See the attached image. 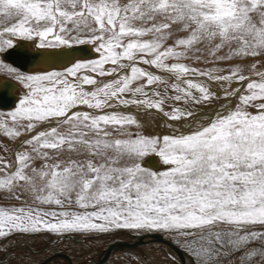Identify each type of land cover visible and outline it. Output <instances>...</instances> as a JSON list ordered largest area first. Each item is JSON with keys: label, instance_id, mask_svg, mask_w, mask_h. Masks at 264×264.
<instances>
[{"label": "snow or ice", "instance_id": "1", "mask_svg": "<svg viewBox=\"0 0 264 264\" xmlns=\"http://www.w3.org/2000/svg\"><path fill=\"white\" fill-rule=\"evenodd\" d=\"M4 22L0 54L18 38L52 59L76 45L99 58L36 74L0 60V91L26 90L0 118L25 137L0 155V193L24 200L0 206V238L162 232L194 264H264V0H0ZM221 100L204 123L178 106ZM152 110L192 122L145 135L137 115ZM150 155L164 170L143 166Z\"/></svg>", "mask_w": 264, "mask_h": 264}, {"label": "bare ground", "instance_id": "2", "mask_svg": "<svg viewBox=\"0 0 264 264\" xmlns=\"http://www.w3.org/2000/svg\"><path fill=\"white\" fill-rule=\"evenodd\" d=\"M18 41H19L18 38L14 39V44L18 43ZM26 44L32 50H40V49H37L35 47L34 42L26 41ZM76 46H81V45H76ZM86 46L93 52L92 55H80L78 57L72 56V58L69 61H67L65 63L57 64V65H52L51 67L45 66L44 64L37 62L35 64L30 65V67L27 70H22V69H20V70L25 71L29 74H36V73H40V72H44V71H52V70H63V68L66 65L70 66V62H75L77 60H87V59L99 58L97 53L94 51L93 45H86ZM0 58H1V60H4L9 64H12L11 62H9L5 58H3L2 54H0ZM141 66L147 67L144 65H141ZM149 70L155 71L154 69H149ZM8 79H10V78L0 75V82L8 80ZM12 83L15 84V88L9 87V88H5L4 90L0 91V93H4L5 96L11 98L10 103L7 106H3V107L0 106V111L6 112V111L14 110L18 106L19 98L22 97L26 91L22 85H19L15 81H12ZM212 90L216 91L218 95H222V93H223L222 89H220L219 86L214 84V83L212 84ZM222 103H224L223 100L214 101L210 105H207V104L206 105H199V107L197 109L194 108V105H191V106L188 105L187 107H191L195 111V113H196L195 120L196 121L204 123V122H206L207 119L212 118L214 113L217 110H219L220 104H222ZM195 107H197V106H195ZM82 110H87V109H82ZM119 110L120 111H130V112H133L134 114H136V110L134 108L127 109V110L121 108ZM137 118L143 124V132L145 135L170 134L172 130L166 127V123H173L174 127L179 128L180 131H187V125L192 122L191 120L183 121V122L166 121L165 117H163L161 114H159L158 112L153 111V110L149 113H146V114H144V113L138 114ZM143 166L146 168H150V166H151V168H153V170H156V171H161L165 168V166L161 162L160 158L157 156L148 157L143 162ZM116 237L118 240L119 237L115 236V235L111 236V237L110 236H105V237L103 236V238L102 237H100V238H98V237L93 238L92 237L91 238V237H87L85 235H79V234L65 235L63 237H54L53 235H49V234H35V235H24V234L19 235V234H16V235L10 236L9 238H7L5 240L0 241V249L2 248V250H3V252L2 251L0 252V264H4L3 261H7V263L11 264L16 259H19L21 262L27 261V262H29V264L34 263V262L36 264H49L50 261L47 258L43 259V257L41 255H43L44 253H47L50 255L53 252L63 253V251H66L69 249L71 250V248H73L76 245H78V246L74 247V248H78V249H80V251L78 252L77 255H73V256L71 255L70 257L68 256L70 258V261H68L67 264H81L78 262L82 261V260H83L82 264H100L102 262L103 263L107 262L109 264H154V263H156V261L154 260V258H156V256H154L153 254H152L153 256L151 254H147V252L141 253L143 251V248L140 249V247H138L140 252L139 251L138 252H134V251L127 252V250L125 252H123L124 248L128 247L130 243H133V241L141 243L143 241H148V240L150 241L152 239L154 242H156V245L159 246L158 251L157 250L156 251L158 254L162 255V256L161 255H159V256H161V258H163V260H165L164 258H167V257L168 258H170V257L175 258V261H173L172 259H170L168 261L165 260L167 263L172 262L173 264H176V263H178V264H193L186 257L176 253L172 249L171 246H168V245L160 246L161 245L160 244L161 238L147 239V237H141V236L137 237V236H134L132 234H129V235L127 234V236H125L123 240L120 239L122 241L123 245H122V247H118L117 249L116 248L112 249V248L107 246L112 241L106 242L107 245H106V243L103 242V241H105L104 239L107 240V239H111V238L113 239ZM19 238H22L23 241H29L30 243L29 242L28 243L31 244L32 248H29V250H26V251L25 250L20 251L19 248H15L12 250V247H10V245L12 243L16 242L17 240H21ZM113 240H115V239H113ZM128 242H129V244H128ZM37 244L43 245V247H40L41 250H37V248H36ZM125 244H127V245H125ZM138 249H135V250L137 251ZM107 250H110V252L105 253V251H107ZM113 250H118L119 252L118 251L113 252ZM15 251H17V252L14 253ZM146 255H148V259H146ZM10 259H13V261L10 262ZM160 260L163 261L162 259H160ZM51 261H52V259H51ZM156 264H160V263H156ZM162 264H165V263H162Z\"/></svg>", "mask_w": 264, "mask_h": 264}, {"label": "rangeland", "instance_id": "3", "mask_svg": "<svg viewBox=\"0 0 264 264\" xmlns=\"http://www.w3.org/2000/svg\"><path fill=\"white\" fill-rule=\"evenodd\" d=\"M0 26L1 27H3V26H7V22H4V23H0ZM17 39V38H16ZM169 42H171V41H169ZM0 60H1V58H0ZM187 63H192V64H194V66H196V67H201V68H204V67H210L211 65H206V64H204V63H201V62H194L193 60H189V61H186ZM232 63H235V61L234 62H232ZM222 66H227V65H222ZM0 75H5L6 76V74H4V73H2V72H0ZM7 77V76H6ZM98 80H100V81H102V82H107L109 79H111V77H103V78H101L100 79V77H98L97 78ZM235 86V85H234ZM89 90H91V88H92V86H86ZM170 95L172 94L171 92L169 93ZM222 95H223V93H222ZM235 102V101H234ZM178 106H182V107H187L188 105H183V104H181V105H178ZM195 106H197V105H194V108H198L199 106H197V107H195ZM15 110V109H14ZM14 110H11V111H14ZM166 110H169L167 107H166ZM11 111H0V118H6L7 117V114L9 113V112H11ZM153 111H155V110H153ZM25 137L24 136H21L18 140H16L15 142H12L9 138H7L6 136H4L2 133H0V155H5V150H7V156H6V158H8V159H11L12 158V150L13 149H15L16 148V145L17 144H19L20 143V140H23ZM68 156H69V154L68 153H65V155H64V157L67 159L68 158ZM150 156H155V155H150ZM150 156H148V157H150ZM148 157H146L145 158V160L148 158ZM80 158H83V157H80ZM144 160V161H145ZM143 161V162H144ZM37 163H39V162H37ZM165 166V165H164ZM166 167V166H165ZM149 169H152L153 170V168H151V166H150V168ZM164 170V169H163ZM24 199H26L27 200V203L28 204H31L32 203V201H31V198H30V196H27L26 195V197L24 198ZM22 203H24V200H21V201H17V200H15V199H9L8 198V196H7V193H0V206H20ZM34 207L35 206H39V205H33ZM39 207H43V208H45L46 210L47 209H49V208H51L52 206H39ZM221 227H223V226H221ZM257 230H259V226H254ZM118 233V234H117ZM16 234H19V235H35V234H32V233H16ZM16 234H13V235H16ZM36 234H49V235H53L54 237H63V236H65V235H68V234H65V235H59V234H55V233H48V232H42V233H36ZM76 234H79V235H85V236H87V237H93V238H100V237H102L103 238V236L105 237V236H118L119 238H118V240H117V237L116 238H113V239H115V240H113L112 238L111 239H104L105 241H103L104 243H106V242H110V241H112L110 244H108L107 245V243H106V245L108 246V247H110V248H118V247H122V245H123V243H122V241L120 240V239H124V237L125 236H127V234L129 235V234H132V235H134V236H137V237H147V239H151V238H161V240H160V246H166V245H168V246H171L172 247V249L176 252V253H178V254H180V255H182V256H184V257H186L191 263H193L194 264V260H193V257L192 256H190L188 253H187V251L186 250H184V245L181 243V244H176L175 242H174V240L176 239L174 236H169L167 233H162V232H152V233H148V232H143V231H133V230H114V231H111V232H109V233H97V232H92V233H76ZM124 235V236H123ZM12 236V235H11ZM9 238V237H8ZM5 239H7V238H0V241H2V240H5ZM19 239H21V240H17L16 242H14V243H12L11 245H10V247H12V250L13 249H15V248H19V250L20 251H26V250H29V248H32L31 247V244H29L30 242L29 241H23V239L22 238H19ZM153 241V239L152 240H148V241H143V242H134L133 241V243H130L129 244V242H128V244H129V246L128 247H125L124 248V251L123 252H125L126 250H127V252H130V251H134V252H138L139 251V249H138V247H140V249H142L143 248V251L141 252V253H143V252H147V254H153L154 256H156V258H154V260L156 261V263H160V264H162V263H165V264H173L172 262H166V261H168V260H170V258H164L165 260H163V258H161V254H158L157 253V251H158V248H159V246L158 245H156V242H152ZM159 241V240H158ZM163 241V242H162ZM26 242V243H25ZM29 242V243H28ZM114 242V243H113ZM116 242V243H115ZM25 243V244H24ZM158 243V242H157ZM20 244V245H19ZM29 244V245H28ZM125 245H127V244H125ZM78 245H76V246H74V247H77ZM253 247H259V244L258 243H256V244H253L252 245ZM26 249H25V248ZM40 247H43V245H41V244H37V246H36V248H37V250H41L40 249ZM71 248V250L69 249V250H66V251H63V253H58V252H53L52 254H47V253H44L43 255H41L42 257H43V259L45 258H47L49 261H50V263L49 264H67L68 263V261H70V256L72 255H77L78 254V252L80 251V249H78V248ZM130 247V248H129ZM132 247V248H131ZM147 247V248H146ZM24 248V249H23ZM127 248V249H126ZM135 249H138L137 251L135 250ZM157 250V251H156ZM3 252V250H2V248L0 249V252ZM68 251V252H67ZM77 251V252H76ZM116 251H118V250H113V252H116ZM17 251H15L14 253H16ZM72 252V253H71ZM119 252V251H118ZM133 252V253H134ZM140 252V251H139ZM27 253V252H26ZM65 253V254H64ZM13 254V253H12ZM135 254V253H134ZM152 255V256H153ZM159 255H161V256H159ZM237 255H239V254H237ZM69 256V257H68ZM158 256V257H157ZM158 258V259H157ZM51 259H52V261H51ZM146 259H148V255H146ZM160 259H162L163 261H161ZM153 260V261H154ZM158 260V261H157ZM11 261H13V259H10V262ZM83 261V260H82ZM82 261H79L78 263H81L82 264ZM148 261V260H147ZM151 261V260H150ZM3 263L4 264H10V263H7V261H3ZM156 263H154V264H156ZM11 264H29V262H27V261H23V262H21L19 259H16V260H14V262L13 263H11ZM31 264H36L35 262L34 263H31ZM100 264H109V263H107V262H102V263H100ZM176 264H178V263H176ZM221 264H229V259L228 258H225V259H223L222 260V262H221ZM233 264H238V262L236 261V260H233Z\"/></svg>", "mask_w": 264, "mask_h": 264}, {"label": "water", "instance_id": "4", "mask_svg": "<svg viewBox=\"0 0 264 264\" xmlns=\"http://www.w3.org/2000/svg\"><path fill=\"white\" fill-rule=\"evenodd\" d=\"M14 48L7 50L2 54L3 58L11 62L14 66L22 70H27L30 65L37 62L44 64L45 66L51 67L60 63L69 61L72 56L78 57L80 55H92L93 52L86 46H74L72 49L63 50L67 54L62 58L52 59L46 56L37 55L39 52L52 51V50H32L30 49L26 41L19 40L18 43L14 44ZM59 51V50H58ZM11 98L5 96L4 93H0V106H7L10 103ZM110 250L105 251L109 253Z\"/></svg>", "mask_w": 264, "mask_h": 264}, {"label": "crops", "instance_id": "5", "mask_svg": "<svg viewBox=\"0 0 264 264\" xmlns=\"http://www.w3.org/2000/svg\"><path fill=\"white\" fill-rule=\"evenodd\" d=\"M2 76H5V75H2ZM6 77V76H5Z\"/></svg>", "mask_w": 264, "mask_h": 264}]
</instances>
